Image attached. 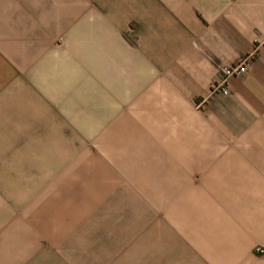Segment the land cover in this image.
<instances>
[{
	"label": "crops",
	"instance_id": "0c3cea01",
	"mask_svg": "<svg viewBox=\"0 0 264 264\" xmlns=\"http://www.w3.org/2000/svg\"><path fill=\"white\" fill-rule=\"evenodd\" d=\"M1 2L12 27L18 20L10 34L26 42L14 46L10 36L1 44L0 68L6 56L25 72L34 67L35 78L19 76L18 94L0 70V264L28 257L37 264L32 254L42 245L27 230L35 207L10 203L4 181L5 172L10 180L11 169L27 168L23 132L65 129L81 114L118 131L119 178H145L153 194L168 197L167 230L156 250L150 245L147 264H264V252L255 251L264 247V0ZM255 46L230 94L209 96L221 67ZM61 72L66 91L54 98ZM71 110L75 118L65 116ZM12 131H22L17 142ZM155 178L164 184L156 187Z\"/></svg>",
	"mask_w": 264,
	"mask_h": 264
},
{
	"label": "rangeland",
	"instance_id": "374dc122",
	"mask_svg": "<svg viewBox=\"0 0 264 264\" xmlns=\"http://www.w3.org/2000/svg\"><path fill=\"white\" fill-rule=\"evenodd\" d=\"M5 11L0 0V22L10 25L9 28L0 27V32L8 31L7 36L0 39V45L10 36L14 46H19L21 37L24 45L26 36L10 34L18 30V20L12 27L11 20L4 17ZM5 57L0 68L6 78L5 85L10 84L12 91L19 94V76L27 73L34 80L35 72H31L35 69L31 67L25 72L27 67L22 69ZM59 65L61 67L63 62ZM57 78L59 94L54 98H61L68 80L63 72ZM78 80H83V76L80 75ZM26 89L28 93H34L33 89ZM83 99L82 94L74 92V104L76 101L77 106H82ZM206 101L199 108L205 106ZM74 112L71 110L65 116L69 118ZM86 115L81 114L78 123L64 125L72 130L65 127L23 132L20 139L26 141L27 168L25 171L11 169L10 180L6 178L7 172L4 173V181L7 179L11 184L9 201L13 205L25 201L28 212L30 207H35L27 221V225L32 224L34 217V225L27 230L30 235L40 237L42 245L32 254L37 264H147L150 245L155 244L156 250L162 232L167 230L163 217L169 214L164 210L168 197L153 194L146 186L145 178H119L121 172L115 168L118 161L115 159L119 157L114 156L113 149L118 131L100 129L103 118L99 119L97 115L87 118ZM106 117L111 119L114 114L108 113ZM31 126L27 124L25 128ZM52 126L55 128L58 124ZM21 132L12 131L10 138L17 142ZM10 165L18 168L19 163ZM152 181L159 187V182L164 184L165 179ZM34 203L36 205L32 206ZM16 214L19 213L16 211ZM24 244L30 246L27 242L21 245ZM255 251L263 253L264 247L258 245ZM31 260L28 257L22 264H30Z\"/></svg>",
	"mask_w": 264,
	"mask_h": 264
},
{
	"label": "built area",
	"instance_id": "2783aa9c",
	"mask_svg": "<svg viewBox=\"0 0 264 264\" xmlns=\"http://www.w3.org/2000/svg\"><path fill=\"white\" fill-rule=\"evenodd\" d=\"M257 50H258V46H255L250 52L244 54L234 64L221 67L218 78H216L211 84L209 96L219 93L222 95L230 94L231 78L237 75H244L248 71V68L252 60L254 59ZM207 99L208 98H203L202 100H200L199 103L197 104V107L199 108L201 105H203Z\"/></svg>",
	"mask_w": 264,
	"mask_h": 264
}]
</instances>
